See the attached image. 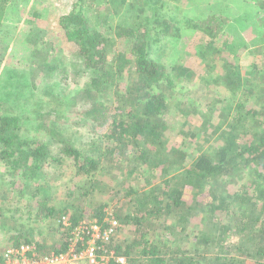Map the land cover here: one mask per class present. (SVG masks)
Masks as SVG:
<instances>
[{"label":"trees","instance_id":"1","mask_svg":"<svg viewBox=\"0 0 264 264\" xmlns=\"http://www.w3.org/2000/svg\"><path fill=\"white\" fill-rule=\"evenodd\" d=\"M7 2L0 0L1 14ZM87 2L76 0L74 7L59 17V26L75 47L70 56L59 60L60 67L46 57L51 45L43 36H35L29 42V70L10 64L0 76V162L10 177L3 180L6 191L0 196V234L9 233L12 246L31 244L37 256L61 252L81 220L95 218L100 222L105 207L120 202L112 215L122 226L134 227L141 234L128 238L117 234L109 249L129 264H264V128L258 117L264 109L245 107L254 91L242 89V82H252L245 79L240 62L228 57L230 38L224 26L230 19L207 9L199 14L186 12L184 17L190 28L206 37L203 53L219 56L215 82L226 90L221 92L223 104L233 109L217 124L221 129L214 132L215 147L212 140L205 147L209 119L201 116L200 131L184 121L178 138L171 140L164 117L170 107L168 98L184 89L187 75L184 67L166 61L163 53L154 56L161 49L154 50L155 41L166 35L179 36L180 26H173V14L160 10L162 6L167 10L170 0H107L106 8L112 14L121 13L128 5L138 16L152 17L153 24L151 28H134L118 22L110 32L88 25L83 13ZM252 2L258 6L256 17L261 27L257 39L261 65H251L258 73L264 70V15H259L264 11V0ZM207 64L213 69L212 63ZM33 74L43 75L42 80L36 83L30 79ZM71 86L75 88L71 90ZM239 92L246 98H237ZM19 100L24 103L21 114L31 115L21 118L13 112L11 103L16 105ZM192 107L185 100L178 110L189 114ZM21 121L27 123V132L44 131L54 140H34L21 134ZM62 165L71 166L79 181L70 192L66 190L65 205L57 207L37 198L43 186H33L32 180L42 176L45 182L50 176L48 168L61 169ZM121 173L132 177L117 181V186L98 179H116ZM245 176L252 180L249 185ZM238 178L243 181L231 189ZM101 187H109L114 199L95 208L90 194ZM203 190H209L206 198ZM26 193L24 205L12 206L11 200ZM202 197L203 203L197 200ZM78 201L85 206L74 205ZM217 201L236 206L225 208L215 219L212 212L220 207ZM194 205H199L198 217L203 213L210 220L185 234L184 224L194 215ZM65 217L67 227L61 224ZM174 219L180 224L178 234L173 232L175 224H167ZM157 224L168 234L172 232L170 240H149L148 233Z\"/></svg>","mask_w":264,"mask_h":264},{"label":"rangeland","instance_id":"2","mask_svg":"<svg viewBox=\"0 0 264 264\" xmlns=\"http://www.w3.org/2000/svg\"><path fill=\"white\" fill-rule=\"evenodd\" d=\"M127 1L129 2V0ZM185 1L170 0V5L166 6L167 10L163 6L160 7V10L167 12L168 14L172 13L175 17L172 24L173 26H180L178 32L179 36L177 38H173L166 35L160 40V42L155 41V43H153L154 50L161 48L159 52L156 51L154 56L159 54L161 56L164 55L163 58L166 61L184 67L187 72L184 89H179L180 92H177L176 95L168 98L170 107L164 117L169 122L168 126L170 138L172 137L171 140H176L178 138V132L181 130V126L184 121V123L190 125V128H196L197 131H200L201 126L199 125L202 121L201 116L209 119L210 122L206 124L207 128L205 136L208 137V141L207 143L205 142V147L210 146V140H212L214 145L213 147H215L214 138L216 134L214 132L215 130L221 129L218 128L217 124L221 121V119H223L222 116H226L228 114V110L231 108L230 106L227 107V105H224L222 102L223 97L221 96V92L224 93L226 90H224L221 84L219 85L215 82L218 63L220 62L218 60L219 56L208 57L206 53H203L206 45V37L201 32L190 28L185 23V13L190 11L191 13L199 14L201 12H205L207 9L211 11V14H217L230 19V21L224 26V31L230 38V45H226L227 53L230 55L228 57L236 58V60L240 62L241 71L245 76V79L251 80L250 82H252L250 85L246 82H242V89L253 88L254 91L253 98L250 97L245 101L246 109L258 110L261 106L262 107L260 109H264V70L260 69V72L258 70V73H256L255 70L251 68V65L254 64V62H258L257 64L259 67L261 65V61L259 60L261 55L257 53L259 46L257 39L261 34V27H259V22L256 17V14L258 13V6L255 2H252L255 0H189L188 3ZM75 2L76 0H8L4 11L2 14L0 13V76L3 69L10 64H12L15 68L20 67V70L22 68L29 70V50L32 48L29 42L34 40L35 36L37 38H39V36H43L47 41V44L51 45L48 53L52 57L49 56L48 53L46 57L49 63L57 62L58 67H60L61 65L59 60L64 59L63 55L66 57L70 56L75 47L67 40L61 27L59 26L58 20L60 16L68 13L74 7ZM106 2L107 0H89L87 3L92 4V7L88 4L84 5L83 13L88 25L91 28L102 29L106 32H110V30H112L118 22H123L125 26L134 28L143 27V25H148L149 28L153 26V24H151L152 17L145 16L144 14L138 16L137 12L134 13V11H130L128 5L123 6L121 13L112 14V11L106 8ZM153 12L154 11H152L150 7V13L153 14ZM259 15H264V11H260ZM163 26L164 25H162V27ZM171 30L172 28L169 31ZM149 35L151 36V34ZM253 50L256 52L254 53ZM241 55L242 58L240 59L239 56ZM204 56H207V58H203ZM207 62L213 64V69H210ZM69 74L71 73L69 72ZM42 78L43 75L40 74L37 76L36 74L30 76V79L34 80L36 83L42 80ZM80 78L82 79L81 83H83L84 77L82 76ZM67 81H69V79ZM45 82L50 85L48 81ZM73 88H75V86L70 87L71 90H73ZM228 95L230 96V92H228ZM245 96L246 94L242 92L237 94V98L245 99ZM250 99L252 101H250ZM185 100H188L193 105V109L199 107V110L194 111L192 109V112H189V114H183L181 111L179 113V106ZM258 100L261 101L260 104H257ZM73 103L75 104L77 102L73 101ZM11 105L14 108L13 112L19 114V116L22 115L21 118L31 115L29 112L21 114L20 110L24 106L22 100H19L16 105L13 103H11ZM208 105L210 106L208 107ZM74 111L75 110L72 112ZM232 111L233 109H231L229 113ZM258 117L261 120V127L264 128V113L260 114ZM26 125L27 123H25V121H21L20 133L27 135L28 138H34V140H54L50 134L44 131H38V133L35 134L27 132ZM66 131L69 134L71 133L69 129ZM48 173L50 176H47V181L45 182L42 180V176L35 177V179L32 180L34 181L32 183L33 186H43L38 189L37 198L46 202H54L57 207L64 206L65 202L68 200L67 192H70L69 189L73 188V183L78 182L79 179H75L73 177L74 174L71 166L68 165H62L61 169H53L49 167ZM127 177H129L130 180L132 175L121 173V176H117L116 179H108V176H99L98 179L103 180V182H105L108 186H113L114 184L117 186V181L120 182L121 179H125ZM7 178L10 177L4 173L3 164L0 162V196H3V192L6 191V189H4L5 185L3 184V180H8ZM244 179L247 185H249V182L252 181L249 176H245ZM242 181V178L236 179L231 189L237 188ZM17 188L21 189L18 184ZM220 188H222V186ZM66 190L68 191L66 192ZM207 191H202L203 194L205 193L204 198H206L209 194ZM27 194L28 193L24 194L19 199L17 198L15 200H11L12 206L24 205L27 200ZM90 197L94 200L91 205L94 207L99 204H105V202H107L110 198L114 199L113 191L111 192L109 187L95 189L93 193L90 194ZM204 198H197V200L203 203ZM73 203L74 205L80 204V206H85V204L80 203L79 201ZM230 203L231 202L227 201L226 204H221L217 201L216 206L218 205L220 207H216L214 209L212 217L216 219L219 215L224 214L225 208H227V210L228 208L229 210L234 209V206L236 205L232 203L231 205ZM117 204H120V202H110L104 209L105 213L108 212L112 214L114 206ZM196 206L199 205H194L192 207L194 210H191L194 215L188 216V220L184 224L185 234H190L192 230L198 228L202 221L205 223V220H210L206 218L203 213L198 217L196 215L198 207ZM238 211L239 206L237 212ZM24 214L26 215V213ZM20 217H23V213L20 214ZM116 219L118 220L120 226L117 233L119 234L118 237L121 234L127 238L130 236L132 237L135 234H141V231H136L134 227H127L125 225L122 226L121 220L119 218ZM229 220L231 219L229 218ZM177 221L178 220L175 221V219L174 221L167 220V224L176 225L173 229V232H176V234H178L176 228L180 225ZM44 229L47 231L49 227L45 226ZM57 231L58 230H56V232ZM56 232L54 234H57ZM39 233H42V230ZM171 234H168V231H166L161 225L157 224L155 229H152L148 233V238L149 240H154V242L158 241V243H160L159 239L161 238H167L170 240L172 236ZM8 235L9 233H6V235L3 233L0 234V252L8 247L12 242L7 239ZM43 235L44 234L42 233V236ZM35 236H38V234ZM185 238L186 241H189L188 237ZM114 241H116V238H114L112 242L114 243ZM113 263L114 262L110 264ZM122 264H129V262L125 259V262Z\"/></svg>","mask_w":264,"mask_h":264},{"label":"built area","instance_id":"3","mask_svg":"<svg viewBox=\"0 0 264 264\" xmlns=\"http://www.w3.org/2000/svg\"><path fill=\"white\" fill-rule=\"evenodd\" d=\"M98 222L95 218L81 220L72 230L64 251L37 256L31 244L9 245L0 252V264H122L125 257L116 254L109 245L116 238L119 223L110 213ZM62 226H69L63 218Z\"/></svg>","mask_w":264,"mask_h":264},{"label":"crops","instance_id":"4","mask_svg":"<svg viewBox=\"0 0 264 264\" xmlns=\"http://www.w3.org/2000/svg\"><path fill=\"white\" fill-rule=\"evenodd\" d=\"M6 7V6H5Z\"/></svg>","mask_w":264,"mask_h":264}]
</instances>
